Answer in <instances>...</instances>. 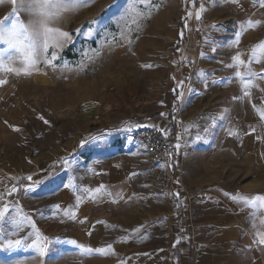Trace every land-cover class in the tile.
<instances>
[{"label":"rangeland","instance_id":"374dc122","mask_svg":"<svg viewBox=\"0 0 264 264\" xmlns=\"http://www.w3.org/2000/svg\"><path fill=\"white\" fill-rule=\"evenodd\" d=\"M262 4L90 0L52 21L71 39L41 52L27 74L23 57L0 44V207L8 208L0 264H173L172 243L183 239L191 240L193 259L210 235L200 226L211 224L201 207L211 187L224 191L226 178L264 189ZM23 6L0 0V21L10 27L18 16L28 24L32 12L9 15ZM53 51L57 59L49 64L44 57L51 60ZM175 92L179 104L168 117ZM169 120L179 139L169 141V152L181 145L183 168L173 194H191L183 226L174 220L182 218L183 203L175 207L155 189L149 156L129 135L156 125L168 136ZM37 233L46 238L43 257L30 247ZM17 239L19 247H7ZM73 240L93 251L81 254Z\"/></svg>","mask_w":264,"mask_h":264},{"label":"crops","instance_id":"0c3cea01","mask_svg":"<svg viewBox=\"0 0 264 264\" xmlns=\"http://www.w3.org/2000/svg\"><path fill=\"white\" fill-rule=\"evenodd\" d=\"M180 146L178 144L172 147L175 151L173 158L175 164L171 160L170 163L176 178L182 180ZM226 151L227 149L224 148V153ZM224 179V191L211 187L208 198L201 204L202 209L208 211L205 221L211 222L207 227L200 226V229L204 231L208 229L210 232L208 239H203L204 245L197 250L193 259L190 255L193 251L191 240H175L170 251L173 264H264V246L259 245L258 242L254 243L258 234H264V207L259 204H245L237 199L238 195L264 196V189L249 184L235 186L226 183L227 179ZM177 206L182 218L178 216L174 217V220L177 221V225L183 226L191 217H188V211L185 210L186 205ZM197 209L198 207L194 208ZM198 229L199 227L196 226V231Z\"/></svg>","mask_w":264,"mask_h":264},{"label":"snow or ice","instance_id":"6c2138e0","mask_svg":"<svg viewBox=\"0 0 264 264\" xmlns=\"http://www.w3.org/2000/svg\"><path fill=\"white\" fill-rule=\"evenodd\" d=\"M89 2L90 0H21V3L24 6L20 9L14 7L12 13L9 15L16 16L18 11H29L34 14L35 18L28 24H25L20 21L17 16V18L11 23L10 27H6L4 21H0V44H6L9 49H14L16 53L23 57L25 73L27 74V69L34 67L40 61L41 52L48 53L50 49H55L61 39H71L70 33L61 31L59 28L51 27L50 25L52 21L59 17L61 11L69 9L75 10L79 7L87 6ZM262 6H264V4H262ZM197 18L199 19V13L197 14ZM249 23L251 26L252 22L250 21ZM60 46L62 47V45ZM257 47L264 50V42H261ZM56 59L57 56L54 51L51 60H48L46 55L44 57L45 62L49 64ZM234 59L239 63H243V61L240 60L239 55ZM7 70L13 71L11 68ZM236 75L240 76V73L237 72ZM0 83H2V81H0ZM247 86L248 85L246 84L245 87ZM245 95H247V92ZM161 115L164 114L162 113ZM261 118L264 119V112H261ZM45 123H47V121H45ZM83 143L84 141H81V144ZM28 179L30 180L31 177H28ZM99 190L100 189H97V191ZM237 199L245 204H259V206L264 207V196L261 195H256L254 197L238 195ZM7 212L8 208L6 206L0 207V221H3ZM42 239L46 238L40 237L39 233H37V239L32 242V245H30V247L36 249L41 257L45 256L47 251L46 244L40 243ZM257 242L259 245L264 246V234L257 235V239L254 240V243ZM21 243L22 240L20 239L15 241L9 240L7 242V247H19ZM68 243L77 247L81 254H87L93 251L90 248L78 245L74 240L68 241ZM108 248L110 249L111 245H108ZM94 251L100 253L105 250L95 249Z\"/></svg>","mask_w":264,"mask_h":264},{"label":"built area","instance_id":"2783aa9c","mask_svg":"<svg viewBox=\"0 0 264 264\" xmlns=\"http://www.w3.org/2000/svg\"><path fill=\"white\" fill-rule=\"evenodd\" d=\"M200 25H204L202 19L197 21ZM130 139L133 144L141 147L149 156V160L155 173V189L158 192L167 193L176 206L179 203L185 204L189 201L191 194L185 189L182 195L173 194L174 184H180L175 178L174 170L170 167L169 149L170 140L175 143L178 142L176 131L165 136L156 125H148L137 127L130 133Z\"/></svg>","mask_w":264,"mask_h":264},{"label":"trees","instance_id":"16d2710c","mask_svg":"<svg viewBox=\"0 0 264 264\" xmlns=\"http://www.w3.org/2000/svg\"><path fill=\"white\" fill-rule=\"evenodd\" d=\"M196 4H197V1L194 2V7L193 9L196 7ZM187 11H188V7L186 5V3L184 4V6L182 7L181 9V12H180V17H179V20H178V36H177V40L178 41H185L186 40V37H187ZM178 46V42L176 43L175 45V48H177ZM73 47L72 44H69L67 45L60 53L61 57L62 55H67L69 50ZM177 93L178 92H175L172 94V106L170 109H168V117H172V114H173V109L177 107V105L179 104V99L176 98L177 96ZM169 123L171 124V129H172V132H173V129H174V122L173 120H169ZM91 137V134H87L82 140H87ZM175 156V151L174 150H170L169 152V158L171 160L172 163L173 162V158ZM175 164V163H174ZM25 182V179H21L19 180L17 183L20 184V183H23Z\"/></svg>","mask_w":264,"mask_h":264}]
</instances>
